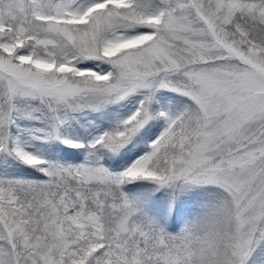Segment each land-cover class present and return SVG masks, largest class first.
<instances>
[{
    "label": "snow or ice",
    "instance_id": "1",
    "mask_svg": "<svg viewBox=\"0 0 264 264\" xmlns=\"http://www.w3.org/2000/svg\"><path fill=\"white\" fill-rule=\"evenodd\" d=\"M0 264H264V0H0Z\"/></svg>",
    "mask_w": 264,
    "mask_h": 264
}]
</instances>
